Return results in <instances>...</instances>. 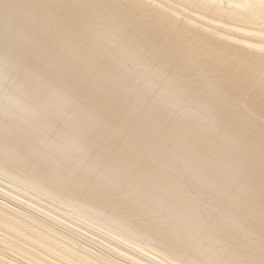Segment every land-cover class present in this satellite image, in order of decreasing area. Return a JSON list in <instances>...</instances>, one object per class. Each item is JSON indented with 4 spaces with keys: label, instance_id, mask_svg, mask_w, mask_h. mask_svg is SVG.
<instances>
[{
    "label": "bare ground",
    "instance_id": "6f19581e",
    "mask_svg": "<svg viewBox=\"0 0 264 264\" xmlns=\"http://www.w3.org/2000/svg\"><path fill=\"white\" fill-rule=\"evenodd\" d=\"M200 6L0 0V263L122 264L84 225L135 264H264V51L227 38L264 0Z\"/></svg>",
    "mask_w": 264,
    "mask_h": 264
},
{
    "label": "rangeland",
    "instance_id": "374dc122",
    "mask_svg": "<svg viewBox=\"0 0 264 264\" xmlns=\"http://www.w3.org/2000/svg\"><path fill=\"white\" fill-rule=\"evenodd\" d=\"M153 1L157 2V4H159L160 6L165 8L166 10L172 11L175 14H177L178 16H181V18L188 20V21H193V20L191 18H189L187 16V14H192V17L194 16V14L200 15V11L197 8L201 7L200 3L202 2V0H153ZM197 12H199V13H197ZM201 20H199V22H197V24L200 27H205L207 29L209 28V29L217 31V32H222L223 30L217 29L219 27V28H223L225 31L227 29L226 32H229L228 26H222L223 24L219 25L220 23L218 24V22L212 21L211 19H207V18H204V19L202 18ZM255 23H257L261 27L258 31L252 32V33H249V32L244 33L242 31L238 30L237 28H236L237 30L229 29V30H231V35L233 34V36H227V38L231 42H233V44H235V45L240 44L243 46H250V47L253 45H258V49H262L264 51V18L257 20ZM240 35H246V36H248V38H246V39H245V37L242 38ZM261 45H263V48L261 47ZM33 214L37 218H43L44 217V215L40 212L34 211ZM66 219H67V221L65 222V225L62 227L63 235H65V233H68L66 231V228L72 226V224L78 223V222H75V221L70 220L68 218H66ZM48 220L50 221V223H52V224L54 223L53 219H48ZM83 228L85 230L84 231L85 235L83 237H81V235H78V234L77 235H71L73 238L75 247L78 248L79 251L90 250V252L92 254H94L96 256L99 255L106 260H108V258H110V259H112L118 263H122V264H135L134 259H132V261H127L122 257V254H120V255L117 254L116 250L113 251V253H112V252H109L108 250H106L105 248H103L101 246V244L106 243V241H104V238H102L99 235H97V237H93V235H90V234H93V231L89 230L90 229L89 227L83 225ZM118 245L122 246L120 244H118ZM143 257L139 255V258H141L145 261H148V258H143ZM0 264H2V263H0ZM69 264H71V263H69Z\"/></svg>",
    "mask_w": 264,
    "mask_h": 264
}]
</instances>
